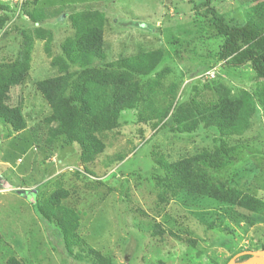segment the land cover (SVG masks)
Returning <instances> with one entry per match:
<instances>
[{"label":"rangeland","instance_id":"1","mask_svg":"<svg viewBox=\"0 0 264 264\" xmlns=\"http://www.w3.org/2000/svg\"><path fill=\"white\" fill-rule=\"evenodd\" d=\"M0 1L10 14L0 31V60L15 57L22 30L32 35L42 28L53 38L50 53L44 49L45 39L33 40L30 69L7 94L8 103L20 107L25 128L12 131L0 122V264L10 255L23 264H91L88 258L77 257L88 247L110 257L113 264H222L233 251H254L264 244V225L247 226L244 219L235 223L225 205L187 193L167 204L157 201L153 176L162 170L155 160L173 161L210 148L215 144L214 131L199 126L196 134L186 135L173 130L170 120L137 122L135 109L124 110L120 125L104 133V151L84 163L79 146L63 136L48 137L50 125L43 121L51 109L34 82L56 74L51 58L60 52L61 40L73 33L69 15L80 10L104 15V56L94 61L96 65L160 48L164 53L157 71L170 69L165 85L182 80L177 89L180 99L193 96L194 83L199 91L196 100L211 99V89L201 83L217 76L232 92L260 87L262 82L249 65L231 67L212 56L220 40L211 19L203 15L204 7L197 5L201 0ZM23 1L26 12L41 13L37 22L26 18ZM250 3L210 0L228 21L240 24ZM230 142L243 150V162L229 167L232 183L264 200L262 116ZM59 187L69 194L61 205L79 218L75 232L81 243L72 246L74 256L67 253L59 227L38 209ZM219 220L220 229L227 226L225 231L208 228L207 222L216 225Z\"/></svg>","mask_w":264,"mask_h":264},{"label":"trees","instance_id":"2","mask_svg":"<svg viewBox=\"0 0 264 264\" xmlns=\"http://www.w3.org/2000/svg\"><path fill=\"white\" fill-rule=\"evenodd\" d=\"M21 5L26 18L37 22L41 13L26 12L24 1ZM197 5L204 7L203 15L211 19L216 38L220 40L212 56L231 67L249 65L255 77L262 82L260 87L253 92L245 88L232 92L230 86L217 76L201 83L204 89H211V99L196 100L199 91L195 83L191 87L193 96L187 100L180 99L177 89L182 80L179 84L171 81L165 85L163 80L170 69L157 71L164 53L160 48L96 65L94 61L104 56V15L98 10H80L69 15L73 33L61 40L60 52L51 58L56 74L34 82L35 90L51 109L43 121L50 125L48 137L63 136L68 143L79 146V157L84 163L104 151V133L120 125V115L124 110L135 109L137 122L170 120L173 130L186 135L196 134L199 126L212 130L215 134L212 147L173 161L155 160L162 170L153 176L158 203L167 204L169 200L180 198L181 193H187L225 205L235 223L244 219L247 226L264 225V200L235 187L228 173L231 165L243 162V150L230 141L242 137L254 119L261 116L264 119V0H251L250 12L241 24L228 21L210 5V0H201ZM8 13L9 7L0 1V31L10 19ZM20 33L23 34L22 40L15 57L8 61L0 60V122L12 131L23 130L26 121L20 107L8 103L7 94L30 69L33 40L45 39L47 53H50L53 41L52 33L42 28H36L32 35L24 30ZM152 73L154 75L150 78ZM68 195L66 189L59 187L43 200L38 209L59 227L67 253L74 256L72 246L81 243L75 232L79 218L74 210L60 203ZM222 220L216 225L207 222V226L220 229ZM224 229H227L226 225L220 231ZM256 249H264V244ZM240 251H233L222 264ZM77 257H86L91 264H113L110 257H103L91 247ZM247 257L242 255L237 262ZM5 264L23 262L10 255Z\"/></svg>","mask_w":264,"mask_h":264},{"label":"water","instance_id":"3","mask_svg":"<svg viewBox=\"0 0 264 264\" xmlns=\"http://www.w3.org/2000/svg\"><path fill=\"white\" fill-rule=\"evenodd\" d=\"M242 255H248V257L237 262L238 258ZM225 264H264V249L254 251H240L234 254Z\"/></svg>","mask_w":264,"mask_h":264},{"label":"built area","instance_id":"4","mask_svg":"<svg viewBox=\"0 0 264 264\" xmlns=\"http://www.w3.org/2000/svg\"><path fill=\"white\" fill-rule=\"evenodd\" d=\"M212 73V71H206L207 75H210Z\"/></svg>","mask_w":264,"mask_h":264}]
</instances>
